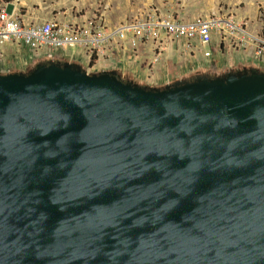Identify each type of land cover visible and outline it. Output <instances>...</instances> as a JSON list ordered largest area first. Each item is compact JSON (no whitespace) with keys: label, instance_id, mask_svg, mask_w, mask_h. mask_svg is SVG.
I'll return each mask as SVG.
<instances>
[{"label":"water","instance_id":"1","mask_svg":"<svg viewBox=\"0 0 264 264\" xmlns=\"http://www.w3.org/2000/svg\"><path fill=\"white\" fill-rule=\"evenodd\" d=\"M0 264H264V72L0 74Z\"/></svg>","mask_w":264,"mask_h":264},{"label":"built area","instance_id":"2","mask_svg":"<svg viewBox=\"0 0 264 264\" xmlns=\"http://www.w3.org/2000/svg\"><path fill=\"white\" fill-rule=\"evenodd\" d=\"M123 41L133 53L138 44H150L149 71L164 50L166 41L179 43L191 55L199 53L204 58H209L214 46L219 49L224 41L235 42L241 48L247 43L251 45L252 58L259 65V68H251L264 72V35L249 34L231 20L212 17L180 20L152 10L140 19L113 27H106L96 15L80 23L59 24L53 19L26 23L19 16L6 15L5 7H0V47L20 44L36 58L43 55L45 59H52V51L74 48L82 50L89 59H107L116 46L122 48ZM41 50L47 52L42 54Z\"/></svg>","mask_w":264,"mask_h":264},{"label":"rangeland","instance_id":"3","mask_svg":"<svg viewBox=\"0 0 264 264\" xmlns=\"http://www.w3.org/2000/svg\"><path fill=\"white\" fill-rule=\"evenodd\" d=\"M5 1L6 0H0V6H3ZM41 5L46 6V8H51L52 14L54 15L52 19L59 24L75 23L73 22L74 18L86 14L87 16L83 20L96 15L98 17L100 16L106 27H113L120 23L140 19L152 10H155L157 14H170L173 15L175 19L180 20H190L197 17H212L219 20H231L240 25L242 29L249 34L264 35V0H44ZM55 15L57 17H55ZM21 19L26 23L40 21L38 19H26L22 17ZM228 39H230V36ZM167 43L169 42L166 41V44ZM166 44L164 45V50L161 53L164 52V54H167L168 47ZM242 48L237 46L235 42L224 41L218 50L216 46H214L213 50L216 52L220 51L222 57H227L229 54L232 55L235 51H244L245 54H249L251 52L250 50H252L251 45H248L247 43ZM63 51L66 55H71L72 60L77 62L81 61L80 57L74 54V48H66ZM175 51H178V49L174 48V53H177ZM59 54V52H54L53 58L46 60L34 58L25 65L14 66L13 68L11 67L13 69L11 72L25 73L38 63H68L62 60ZM176 57L177 56L174 55L173 57L168 58L165 62V67L160 70L166 72L167 77L166 83L164 84L163 82H156L153 85H145L132 78H122L118 74L117 76L133 85L149 88H161L166 84H170L177 80L188 79L198 74L222 76L226 72L249 69L248 67L235 69L233 66L229 65L224 67L221 71L200 72L197 70L187 69V62L183 56L180 59ZM93 58H96V56ZM244 62L251 63V58H246ZM194 65L199 68H209L208 66L197 62H195ZM79 67L88 74L99 73L87 72L81 66ZM215 69H219L217 65L215 66Z\"/></svg>","mask_w":264,"mask_h":264},{"label":"crops","instance_id":"4","mask_svg":"<svg viewBox=\"0 0 264 264\" xmlns=\"http://www.w3.org/2000/svg\"><path fill=\"white\" fill-rule=\"evenodd\" d=\"M44 0H6L5 13L6 15L19 16L26 19H38L40 21L49 19L54 16L51 8L41 5ZM1 7V6H0ZM87 15L84 14L73 19V22L80 23ZM55 17H57L55 15ZM72 20V19H71ZM70 21V19H69ZM122 48H115L113 54L107 59L97 58L89 59L82 50L75 49L74 54L80 57L79 62L71 59V55L68 56L62 50L52 51V58L54 52H59V56L62 60L68 63H76L87 72H100V71H115L120 77L132 78L145 85H153L156 82L166 83V72L160 71L165 67V62L168 58L176 55V58H185L187 62L186 68L190 70H197L200 72H213L221 71L226 66H233L235 69H242L243 67H257L258 63L252 58V53L245 54L244 51H235L233 54L221 56L220 51H213L209 58L202 57L199 53L190 54L187 50L183 49L179 43H167L168 52L161 53L157 62L154 64L151 71L147 69L148 62L151 58V46L148 42L138 44L135 53L131 52L126 42L121 43ZM173 46V47H171ZM177 46V47H176ZM173 48V51H172ZM174 48H177V53H174ZM218 50V48H217ZM110 52V50H108ZM251 51V50H250ZM42 54L47 50H41ZM251 58V63H245L246 58ZM34 58L27 47L20 44H4L0 47V74L12 73V68L18 65H25L32 61ZM40 59H45L43 55H40ZM199 58V59H197ZM46 60V59H45ZM92 62L90 65L89 63ZM195 62L204 64L209 68H199L195 66ZM253 62V63H252ZM219 69H215V66ZM12 67V68H11ZM14 72V71H13ZM159 72V73H158Z\"/></svg>","mask_w":264,"mask_h":264},{"label":"trees","instance_id":"5","mask_svg":"<svg viewBox=\"0 0 264 264\" xmlns=\"http://www.w3.org/2000/svg\"><path fill=\"white\" fill-rule=\"evenodd\" d=\"M90 65L92 64V62L89 63Z\"/></svg>","mask_w":264,"mask_h":264}]
</instances>
